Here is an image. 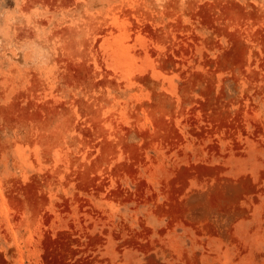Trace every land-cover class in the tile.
Segmentation results:
<instances>
[{
    "label": "rangeland",
    "instance_id": "374dc122",
    "mask_svg": "<svg viewBox=\"0 0 264 264\" xmlns=\"http://www.w3.org/2000/svg\"><path fill=\"white\" fill-rule=\"evenodd\" d=\"M0 264H264V0H0Z\"/></svg>",
    "mask_w": 264,
    "mask_h": 264
}]
</instances>
